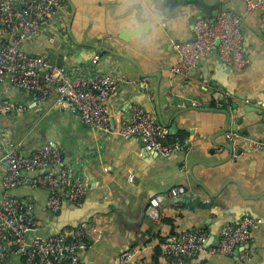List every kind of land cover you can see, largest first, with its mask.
<instances>
[{
	"label": "crops",
	"instance_id": "1",
	"mask_svg": "<svg viewBox=\"0 0 264 264\" xmlns=\"http://www.w3.org/2000/svg\"><path fill=\"white\" fill-rule=\"evenodd\" d=\"M66 4L43 21L23 49L64 66L69 77L112 74L118 81L109 93L112 106L124 109V121L134 104L159 120L158 107L164 128L174 127L165 143L179 145L165 155L148 149L138 135L126 136L111 126L110 131L87 127L75 109L57 103L54 87L46 98L36 99L1 83L0 99L22 102L25 109L0 117V159L9 145L25 152L50 140L72 174L81 175L86 184L80 205L64 201L57 212L46 209L43 189L15 188V195L35 202V231L71 233L82 228L88 246L80 255L87 264H116L128 248L137 250L136 264H161L159 243L173 233L197 227L208 232L216 228L217 233L223 223H236L248 214L264 219V152L249 145L252 138L264 139V22L259 10L244 12V0H66ZM222 9L240 15L248 64L236 71L212 51L188 77L173 73L176 45L191 37L196 18L213 17ZM8 39L0 26V43ZM95 54L98 58H93ZM228 97L240 109L247 103L260 109L259 115L251 112L258 118L240 123L245 132L222 130L223 109L233 110ZM3 173L0 165V198ZM195 180L211 191L224 184L210 208L190 210L177 201L179 196L171 195V188L184 186L183 196H193L190 191L200 189ZM156 194L163 195V202L154 217L147 206ZM247 244L244 258L204 247L193 264H264V223L252 227ZM10 262L23 264L17 257Z\"/></svg>",
	"mask_w": 264,
	"mask_h": 264
},
{
	"label": "built area",
	"instance_id": "2",
	"mask_svg": "<svg viewBox=\"0 0 264 264\" xmlns=\"http://www.w3.org/2000/svg\"><path fill=\"white\" fill-rule=\"evenodd\" d=\"M244 2V12L257 9L264 22V0ZM66 5V0H0V26L9 34V39L0 43V84L8 83L36 99L46 98L54 87L57 103L75 109L84 125L110 131L104 100L117 86L118 81L112 74L69 77L64 66L22 47L36 36L48 16ZM242 40L241 18L235 11L222 9L213 17H198L192 24L191 37L176 45V59L170 69L181 77H188L202 57L216 51L234 70L240 71L249 62ZM93 58H98V54ZM24 109L22 102L0 99V117ZM120 133L138 135L148 149L165 155L179 145L165 143L168 130L151 111L139 104L131 106ZM249 145L251 149L264 152V139L252 138ZM0 165L4 172L0 198V264H14L10 262L14 257L23 264H84L80 252L88 246L85 231L75 228L71 233H38L34 200L13 193L15 188L23 186L43 189L45 207L50 212L59 211L64 201L80 205L86 191L85 181L64 164L61 150L51 142L25 152L9 145L1 156ZM185 192L184 186L170 190L173 197ZM162 202V194L150 199L147 206L150 215H158ZM258 223H264V219L249 214L236 223H223L215 235L216 243L206 246L209 232L205 227L173 233L159 243L161 264H193V258L204 247L219 254L236 252L244 258L248 255L244 245L250 239L252 227ZM136 251L134 248L122 251L116 264H136Z\"/></svg>",
	"mask_w": 264,
	"mask_h": 264
},
{
	"label": "water",
	"instance_id": "3",
	"mask_svg": "<svg viewBox=\"0 0 264 264\" xmlns=\"http://www.w3.org/2000/svg\"><path fill=\"white\" fill-rule=\"evenodd\" d=\"M157 87H158V82L156 85H154V90L156 93L158 90ZM112 96H113V93L109 94L108 97L106 98V100H104V104L106 106V113L108 116L110 126L113 129L120 131L121 125H123V123H124V118H123L124 109L121 108L120 110H115L113 108L112 102H111ZM227 100H228V102H231V106H232L231 108H233L234 111L233 110L230 111L229 109H226V108L223 109V112L225 113L226 119L224 121L222 130L225 132L227 130L232 129L233 131L245 132L246 131L245 128H240V123L243 122L244 118H247V119L258 118V116L252 114L251 112H256L257 115H259L260 109L257 107H254L253 105H251L249 103L245 104L243 106V109H240L238 104L232 103V99L230 97H228ZM156 110H157V116L159 119L158 120L159 123L163 127L166 126L162 121L158 107ZM263 120H264V116H263ZM168 128H169L168 129L169 133H171L172 130L174 129V127H170V126ZM46 143H50V140H44V142L40 143L39 145L46 144ZM52 144H54V143H52ZM39 145H37V146H39ZM223 145L227 146L228 144H223ZM189 174L192 177V173L189 172ZM193 180H194V178H193ZM195 182L198 184V186H200V189L193 188L192 190H194V191L193 192L190 191L191 193H193V196H191V197L185 196L184 197L183 195H181L177 198V201L185 204L187 206V208L190 210L210 208L214 203V199L219 196V193L222 190V188L224 187V184H222V186L218 190L211 191L206 185L202 184L201 182H197L196 180H195ZM205 195H207L210 199H204ZM215 234H216V228H211L209 235H208V238L206 240L205 246L209 243H214V244L216 243ZM245 246H248V244L246 243L244 245V247ZM234 254H236V252ZM84 264H87V263L84 262Z\"/></svg>",
	"mask_w": 264,
	"mask_h": 264
}]
</instances>
